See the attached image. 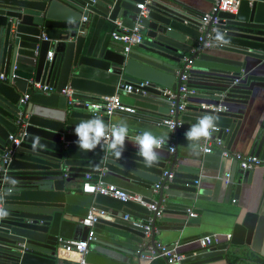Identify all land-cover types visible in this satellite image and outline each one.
I'll return each mask as SVG.
<instances>
[{
	"label": "water",
	"instance_id": "95a60500",
	"mask_svg": "<svg viewBox=\"0 0 264 264\" xmlns=\"http://www.w3.org/2000/svg\"><path fill=\"white\" fill-rule=\"evenodd\" d=\"M144 1L0 0V73L5 77L0 79V154L9 145L15 147L8 139L10 134L24 133L9 163L4 165L6 174L0 183V206L8 213L0 218V264H55L58 237L85 239L88 228L79 223V218L87 215L93 203L115 211L116 217L97 220L96 224H104L108 229L96 231L85 255L86 264H128L125 257L132 255L145 237L144 228L133 225L131 220H148L152 213L146 207L108 195L81 196L75 190V181L84 179L87 173L102 175V179L110 174L151 189L168 163L160 156L156 164L146 166L131 142L133 136H128L120 159L112 154L110 140L103 141L94 151L78 148L73 130L81 120L102 118L108 128L106 134L110 135L109 117L93 114L86 103L102 95H113L117 86L94 78L91 70L134 84L132 92L124 97L138 111L159 118L167 114L169 104L156 86L177 92V73L182 74L189 59L192 63L187 85L202 91L192 96L224 107L217 112L200 107L196 110L232 118L227 131L220 129L208 139L230 141L237 132L244 114L227 112L223 103L248 106L253 83L264 82V76L245 71L248 57L264 61V1L241 0L235 14L219 12L212 36H206L212 27L210 22L200 45L197 39L202 35L199 28L205 12L195 0H153L146 4V15L139 17L143 38L128 53H123V47L116 49L110 45L97 50L87 40L88 20L119 19L122 25L132 28L140 13L137 4ZM207 39L211 42L209 48L205 47ZM142 80L150 85L137 92V83ZM36 82L53 91L34 90ZM65 88L72 90V103L61 93ZM24 95L28 99L21 103ZM190 126L181 122L175 141L177 147L197 154L205 139L189 144L185 132ZM247 146L250 155L264 158V121ZM176 159L174 153L167 169L173 173V179L167 188L182 191L181 198L195 201L202 193L199 170L177 164ZM233 164L236 166V162ZM234 178L231 171L225 184L227 196L235 185ZM251 182L252 171H243L234 195L238 196ZM261 185L264 189V172ZM142 198L146 203L154 202L146 196ZM161 201L162 190L158 206ZM123 214H129L131 220H122ZM154 222L155 218L152 240ZM263 237L264 213L260 206L243 214L240 210L229 239L218 238L219 243L204 252L197 247L186 254L182 263L236 264L244 251L257 252Z\"/></svg>",
	"mask_w": 264,
	"mask_h": 264
},
{
	"label": "crops",
	"instance_id": "0c3cea01",
	"mask_svg": "<svg viewBox=\"0 0 264 264\" xmlns=\"http://www.w3.org/2000/svg\"><path fill=\"white\" fill-rule=\"evenodd\" d=\"M198 7L207 12L211 8V3L206 0H195ZM119 20V19H118ZM114 22L103 19H92L87 21V40L92 43L97 50L106 48L110 45L116 49H120L123 45L112 40L111 32L114 30ZM248 63L245 71L254 75L264 76V61L248 57ZM95 73V77L101 81L116 84L122 83V80L116 79L114 75L103 73L99 70H91ZM190 82H196L191 81ZM200 84V82H196ZM253 95L249 101L248 106H239L232 103H223L227 106V112H242L244 114L243 120L239 128L230 141L226 138L222 139L227 145L226 147L235 152L249 154V147L247 142L252 139L258 128L264 121V82L258 81L253 83ZM195 93H201L199 89H194ZM193 93V94H195ZM122 101L125 104L132 105L130 100L121 95ZM213 102L201 99L190 94L187 98L186 106L188 109L180 112L178 117L182 123L194 124L198 117L202 116L203 112L196 110L201 108V104H212ZM206 109V108H203ZM103 115V114H100ZM215 115V114H214ZM105 116V115H104ZM218 128L228 130L232 123V118L224 115H217ZM110 128L120 123L125 122L128 125V136L136 137L148 130L157 135H169L168 131L157 125L158 117H154L151 113L146 111H138L136 115L128 114H114L109 117ZM138 129V130H136ZM142 130V131H141ZM217 135V133H215ZM216 138V137H214ZM212 138V139H214ZM169 141V139H168ZM176 163L192 165L199 170V189L202 193L197 195V199H183L180 197L182 191L176 190H162L161 206L166 208L162 216L155 219L153 235L155 241H160L165 244H172L178 242V251L184 254L197 249V239L207 234H215L221 241H225L231 234L232 227L237 220L238 213L254 209L260 206L264 213V189L261 185V179L264 169L257 168L252 171V182L246 185L244 189L240 190L238 196L234 195L235 185L237 184L239 176L243 175V171L234 165L232 161L223 158L221 151L217 147H213L210 153H197L187 148L177 147ZM174 153H170L168 149L162 148L160 156L167 160V170L170 166V160ZM234 171V184L231 193L227 196L225 182L222 180L226 173ZM107 184L117 186L118 188H125L131 190L137 195L146 196L151 200L160 201V191L158 193L152 192L151 189L139 187L130 182L117 178L114 175L106 174L103 179ZM83 179L75 181V190L78 195L88 196L81 192ZM235 200V201H233ZM91 207H99V205L92 204ZM90 207V208H91ZM105 208V207H103ZM191 208L197 213L196 217H189L187 209ZM113 211V210H110ZM184 211L185 213H179ZM115 212V211H113ZM76 219V217H74ZM110 220V218H106ZM108 227L104 224H96L95 230L104 232ZM68 256H74L69 254ZM129 260L128 264L136 260L135 252L132 255L125 257ZM67 263L66 261L56 260V263ZM207 264H221L219 262H212ZM236 264H264V237L258 251H244L242 259L237 260Z\"/></svg>",
	"mask_w": 264,
	"mask_h": 264
},
{
	"label": "built area",
	"instance_id": "2783aa9c",
	"mask_svg": "<svg viewBox=\"0 0 264 264\" xmlns=\"http://www.w3.org/2000/svg\"><path fill=\"white\" fill-rule=\"evenodd\" d=\"M153 0H145L144 3H138L137 8L140 9V13L137 15L135 23L132 28L122 25L121 21L116 19L114 21V30L111 32L112 40L119 42L123 45V53H128V51L135 45L139 44L143 38V26L139 20V17L145 16L147 13L146 4L151 3ZM251 2L253 0H250ZM260 1V0H259ZM264 1V0H263ZM241 0H213L211 8L209 11L205 12L202 17V25L199 28L200 35L197 39V44L200 45L203 42V32L206 29L208 23L211 22L212 27L210 32L207 33V38H210L211 33L215 30V25L219 21V12H226L235 14L240 6ZM211 42L207 39L205 42V47L209 48ZM194 49L192 50V52ZM52 57V52L48 53V58ZM192 61L188 59L187 64L184 66V70L179 76L180 84L176 91H172L168 88H162L156 86L159 90L162 91L163 95L167 97L169 108L166 115L159 117L157 122L158 126L165 128L169 133V141L165 146L167 147L170 153H174L177 148V143L175 141V133L178 127L181 124V121L177 115L180 112L186 109L187 98L190 94L195 93L194 89L188 87V77L189 69ZM0 79H5L4 74L0 73ZM150 85L149 81L142 80L137 83L138 88L136 91H139V88ZM33 89L36 91H41L43 93L52 92L53 88L42 85L39 82L33 83ZM134 89V84L124 82L119 83L117 89L113 95H102L97 99L87 102L93 114H103L107 117H111L114 114H128L136 115L138 110L134 105L125 104L122 101L121 95H126L131 93ZM62 94H65L68 97V103H72V90L65 88L61 90ZM144 93V91H142ZM28 99V95H24L20 102L24 103ZM201 108L211 109L214 112L221 111L224 107L220 104H201ZM220 129L217 127V130L214 133H217ZM227 131V130H225ZM24 135L23 132H18L15 134H10L8 139L16 147L19 144L20 138ZM109 140V134H105L104 142ZM15 147L7 146L2 154H0V183L4 181L6 168L4 165H7L11 159V155L14 152ZM213 147H217L221 151V156L232 162H236L238 168L242 171H253L257 168L264 169V158H261L257 155L243 154L240 152L231 151L226 147L224 141L216 137L214 139H205L199 148V152L206 154L212 151ZM229 172L223 176L222 180L227 183L229 178ZM173 179V173L164 170L158 182L154 183L151 187L152 192L158 193L159 191L166 189L168 190V184ZM164 182V183H163ZM81 192L84 194H102L108 195L110 197L122 200V201H132L139 203L142 206L146 207L151 211L152 215L148 220H131L129 214H123L121 219L124 221L131 220V223L135 226L144 228V239L138 244L137 249L134 251L136 255V260L129 264H183V259L186 258V254L178 251L179 244L178 242L172 244H165L160 241H155L151 239L152 233V222L153 218H159L162 216L164 207L158 206L157 202L146 203L142 196L134 194L129 195L126 191H123L117 186L104 184L102 175H93L87 173L83 179ZM235 201V200H233ZM162 202V201H161ZM1 208V206H0ZM189 217H196L197 213L195 210L188 208L187 209ZM116 217V213L110 210H107L103 207H91L87 215L79 218V223L82 226L88 228L87 235L85 239H66L63 237L57 238V249L54 254L55 264H86L85 255L89 250L90 243L95 240V225L99 218H110L113 220ZM229 239V236H227ZM218 237L215 234H207L197 239L198 250L200 252L206 251L209 247L217 245ZM69 254H74V256H68ZM195 254V253H194ZM56 260L66 261L67 263H56Z\"/></svg>",
	"mask_w": 264,
	"mask_h": 264
},
{
	"label": "clouds",
	"instance_id": "9594fccd",
	"mask_svg": "<svg viewBox=\"0 0 264 264\" xmlns=\"http://www.w3.org/2000/svg\"><path fill=\"white\" fill-rule=\"evenodd\" d=\"M218 120L219 117L212 113H205L198 117L197 121L191 124L189 129L185 132L188 143L195 144L202 139L210 138L212 133L217 130ZM73 132L77 137L76 144L79 149L94 151L103 143L108 128L102 118L92 117L89 120L79 121ZM127 139V123L120 122L116 124L109 135L112 154L116 159L123 157ZM168 139V135L157 137L155 133L145 130L131 142L135 146L139 156L143 159L144 164L150 167L159 161L160 150L168 144ZM7 215V211L0 208V218Z\"/></svg>",
	"mask_w": 264,
	"mask_h": 264
}]
</instances>
